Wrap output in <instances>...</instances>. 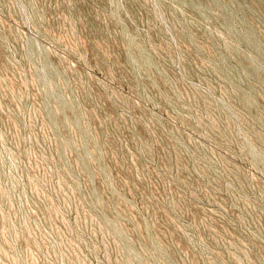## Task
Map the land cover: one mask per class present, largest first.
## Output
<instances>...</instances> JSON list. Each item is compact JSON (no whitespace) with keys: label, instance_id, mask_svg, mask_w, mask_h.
Masks as SVG:
<instances>
[{"label":"rangeland","instance_id":"1","mask_svg":"<svg viewBox=\"0 0 264 264\" xmlns=\"http://www.w3.org/2000/svg\"><path fill=\"white\" fill-rule=\"evenodd\" d=\"M0 264H264V0H0Z\"/></svg>","mask_w":264,"mask_h":264}]
</instances>
